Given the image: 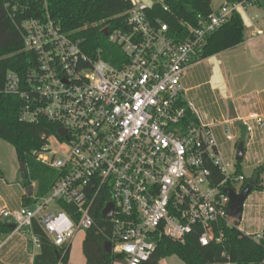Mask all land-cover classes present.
<instances>
[{"label":"built area","instance_id":"2783aa9c","mask_svg":"<svg viewBox=\"0 0 264 264\" xmlns=\"http://www.w3.org/2000/svg\"><path fill=\"white\" fill-rule=\"evenodd\" d=\"M128 1L126 27L106 35L122 50L117 66L89 57L80 40L50 18L48 0H7L5 4L14 21L18 13H34L33 7L44 14L26 17L18 25L23 50L34 53L36 59L24 78L13 71L6 73L4 92L24 101L22 120L47 119L57 126L52 135L56 142L67 145L60 154L52 151L50 136L34 151L37 161L58 172L43 201L38 198L32 207L16 210L0 208V218L13 223V233L30 234L33 255L34 246L39 249L40 244L31 230L33 221L55 246L65 248L78 231L95 225L98 212L111 252L121 253L124 264H145L162 237L184 242L199 226L201 245L220 243L222 234L215 235L213 225L221 218L228 224L232 220L226 215L229 198L223 188L239 192L247 178L234 177L229 170L215 126L188 117L187 111H193L181 79L190 65L201 60L210 34L234 12L264 0L224 3L205 16L198 15L196 25L184 24L180 38L171 34L161 18L152 16V5ZM235 121L251 135L264 124V117L251 112ZM233 123L223 124L228 141L235 140L228 126ZM58 129H63L62 135ZM204 156L224 177L218 185L212 182ZM51 203L58 211L48 212ZM108 204L112 215L105 219L102 211ZM63 205H72L73 210L66 211ZM253 237L260 240L264 233ZM65 251L57 264H65Z\"/></svg>","mask_w":264,"mask_h":264},{"label":"trees","instance_id":"16d2710c","mask_svg":"<svg viewBox=\"0 0 264 264\" xmlns=\"http://www.w3.org/2000/svg\"><path fill=\"white\" fill-rule=\"evenodd\" d=\"M240 0H225V3ZM7 0H0V139L13 145L19 162L24 164L22 186L36 182V196L24 195V205H32L36 199L48 193L58 177V172L36 160L34 151L40 150L47 138L55 135L57 126L41 117L37 122L24 121L20 117L24 101L15 94L4 92V80L8 71L25 77L26 70L35 63V54L23 50L22 35L18 28L21 21L33 16H41L44 10L35 9L18 13L15 21L10 18L6 8ZM23 3V1L21 2ZM36 5V2H29ZM211 0H154L151 13L161 18L170 28L173 36L180 38L184 34V24L196 25L198 15L205 16L211 11ZM48 14L63 32L80 40L83 51L91 58L100 57L114 66L122 58V50L109 42L102 30L108 31L125 28L126 11L130 8L128 0H48ZM166 6V10L164 9ZM39 8V7H36ZM36 12V13H35ZM245 27L239 13L234 12L228 21L206 39L201 59L232 48L243 42ZM188 117L196 122V117L187 111ZM264 163L256 167L251 179V190H262L260 174ZM102 203V200L100 201ZM66 211L73 210L72 205H63ZM95 225L85 230L82 240V252L85 264H114L123 260L121 253H106L103 243L105 234L101 231L105 222L97 212ZM7 220L0 218V236L7 237L13 228ZM32 233L39 237V250L33 257L32 264H57L61 252L65 249L64 262L69 259L70 245L65 248L55 246L44 233L37 221H33ZM201 228L195 226L184 242L162 237L151 259L145 264H157L165 256L176 255L185 264H264V237L254 239V234H246L236 224H228L221 218L213 225L215 235L222 234L220 243L210 242L201 245L198 241Z\"/></svg>","mask_w":264,"mask_h":264},{"label":"crops","instance_id":"0c3cea01","mask_svg":"<svg viewBox=\"0 0 264 264\" xmlns=\"http://www.w3.org/2000/svg\"><path fill=\"white\" fill-rule=\"evenodd\" d=\"M224 3L225 0H221L220 5ZM218 7L211 6V10ZM239 15L245 27L243 42L204 58L212 59L215 63L211 64L212 67L203 81L190 87L184 85V82L186 84L198 76L195 70H191L198 63L190 65L184 71L181 79L185 100L190 104L194 116L202 123L214 125L215 128L219 126L223 128L225 122H236V118L251 112L264 117V2L258 3L246 11L239 12ZM190 71L191 76L188 75ZM206 85L212 86L209 88L210 91H221V102L214 105L218 110V115H211L210 106L206 105L203 100V93L194 91ZM231 108L236 114L234 120L229 118ZM245 134L248 141L246 144L244 143V157L247 150L257 152L261 157L254 164L258 167L264 163V124L255 127L251 135ZM260 183L264 187V171L260 174ZM32 186L31 196H34L38 185L34 182ZM25 188L23 187L19 196V208L25 206ZM239 221H247L245 226H249V222L253 221V226L257 227L256 232L240 229L246 234H258L264 231V188L262 190H251L244 201L242 217ZM17 233L11 232L5 238L0 237L3 240V245L0 247V264L33 263V257L36 253L33 255L31 250L29 251V247L31 249L29 240L23 242L21 240L20 242L21 238H15ZM67 264L69 263L67 262ZM82 264H85V257Z\"/></svg>","mask_w":264,"mask_h":264},{"label":"rangeland","instance_id":"374dc122","mask_svg":"<svg viewBox=\"0 0 264 264\" xmlns=\"http://www.w3.org/2000/svg\"><path fill=\"white\" fill-rule=\"evenodd\" d=\"M143 2L147 5H153L154 0H143ZM221 4V0H212L211 6L218 7ZM200 62V63H199ZM195 67L191 70H195L198 73V76L195 79H191V81L187 82L184 85L185 87H190L195 83L203 81L208 75L209 69L212 67L211 64L215 63L212 59H201L197 61ZM195 72V73H196ZM191 76V71L188 73ZM189 77V76H188ZM209 85L201 86L199 89L194 91L203 93V100L206 105H209V111L211 115H218V110L214 107L215 103L221 102V91L220 90H212L210 91ZM213 104V105H210ZM230 130L229 133L235 136L234 141H228L225 138L223 130L227 125H224L223 128L219 126L218 128L214 127V133L216 135V139L219 145V148L225 157L226 160L229 161L230 167L229 170L233 173V176L236 177L239 174L244 175L247 179H251L254 175V171L256 169L255 161L259 159L261 156L257 152H250L247 150L246 156L242 160H236V148L237 144L240 141H243L245 144L248 141V137L245 136L246 132L244 128L238 123L234 122L233 125H228ZM245 134V135H244ZM50 148L52 151H56L58 154L67 149L66 144H58L56 142L55 136H52L50 139ZM22 174L20 172V162L18 161L15 148L13 145L8 143L7 141L0 139V208L4 205L9 210L19 209V196L23 190L22 187ZM234 187L238 189L239 185L235 184ZM38 187L36 186L35 194L36 196ZM47 193L41 197H39L42 201L47 197ZM32 207V205L30 206ZM49 211H58V207L51 203L48 207ZM247 221H236L237 227L241 230L248 232H256L257 227L253 226L254 222L250 221L249 226H245ZM228 223V222H227ZM230 224H234L235 220H229ZM261 233H264L261 232ZM85 230L78 231L73 238L69 241L70 252H69V264H82L84 260V255L81 248V242L84 238ZM1 237V236H0ZM15 238H21L20 242L24 240L30 239V234L27 232H18ZM14 238V239H15ZM29 247V251H30ZM33 252L37 253L38 248L34 246ZM30 255V254H29ZM114 264H124L123 261H117ZM157 264H185L181 259H179L176 255L165 256L160 259Z\"/></svg>","mask_w":264,"mask_h":264},{"label":"water","instance_id":"95a60500","mask_svg":"<svg viewBox=\"0 0 264 264\" xmlns=\"http://www.w3.org/2000/svg\"><path fill=\"white\" fill-rule=\"evenodd\" d=\"M102 32L104 35H107L108 28L105 27L102 30ZM229 118L231 120H234L236 118V114H235L233 108L230 109ZM57 134L62 135L63 129H58ZM244 152H245L244 142L240 141L237 144V148H236V154H235L236 160H242L244 158ZM204 164L211 171L212 182L215 185H218L224 179L223 175L217 171V169L215 168L214 165H212V163L207 158V156H204ZM20 172H21V174H24V172H25L24 164L22 162H20ZM251 189H252V185L249 182L246 183L239 192H236L235 190H233V188H230V187H224L223 188L224 192L227 194V196L229 198V201H228V204L226 207L227 217H229L235 221H239L241 219L244 201L246 200L248 194L251 192ZM32 192H33V186L32 185H29L25 188V194L27 196H31ZM111 215H112V205L108 204L105 207V209L102 211V216L105 219H109V218H111ZM7 225L11 228L14 227L13 223H11L10 221L7 222ZM103 249L106 253L111 252V244L109 241H105L103 243Z\"/></svg>","mask_w":264,"mask_h":264}]
</instances>
